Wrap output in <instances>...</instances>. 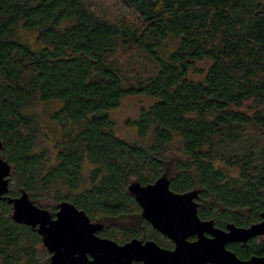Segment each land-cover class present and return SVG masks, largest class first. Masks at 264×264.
Here are the masks:
<instances>
[{
	"label": "trees",
	"instance_id": "trees-1",
	"mask_svg": "<svg viewBox=\"0 0 264 264\" xmlns=\"http://www.w3.org/2000/svg\"><path fill=\"white\" fill-rule=\"evenodd\" d=\"M113 4H109L108 2ZM118 49L140 50L154 76L133 80ZM142 96L119 133L113 113ZM0 264H49L37 229L13 218L26 193L62 202L120 245L171 241L142 217L130 186L166 177L198 192V215L225 229L264 212V0H0ZM228 249L264 256V235Z\"/></svg>",
	"mask_w": 264,
	"mask_h": 264
},
{
	"label": "water",
	"instance_id": "water-1",
	"mask_svg": "<svg viewBox=\"0 0 264 264\" xmlns=\"http://www.w3.org/2000/svg\"><path fill=\"white\" fill-rule=\"evenodd\" d=\"M10 172L9 163L0 159V200L9 191ZM130 191L142 208V217L174 242L173 250L155 241L133 239L120 245L103 238L98 235L103 225L91 222L85 211L69 202H62L53 218L26 193L8 200L13 204V218L37 229L43 238L52 253L49 264H264V256L243 260L228 249L229 244H246L264 235V212L262 220L250 227L228 224L221 229L199 217L197 191L175 193L166 177L145 186L132 184ZM192 237L196 240L191 241Z\"/></svg>",
	"mask_w": 264,
	"mask_h": 264
},
{
	"label": "rangeland",
	"instance_id": "rangeland-1",
	"mask_svg": "<svg viewBox=\"0 0 264 264\" xmlns=\"http://www.w3.org/2000/svg\"><path fill=\"white\" fill-rule=\"evenodd\" d=\"M113 4L112 2H108ZM119 66L131 79H142L154 76L156 65L153 59L140 50L118 49L116 54ZM148 104V100L142 96L129 97L124 100L122 106L113 113V118L117 122L119 133L127 139L135 138L134 129L128 121L135 119L140 108Z\"/></svg>",
	"mask_w": 264,
	"mask_h": 264
},
{
	"label": "flooded vegetation",
	"instance_id": "flooded-vegetation-1",
	"mask_svg": "<svg viewBox=\"0 0 264 264\" xmlns=\"http://www.w3.org/2000/svg\"><path fill=\"white\" fill-rule=\"evenodd\" d=\"M53 216V218H56V213L54 214V215H52ZM92 222V221H91ZM94 223V222H93ZM219 228V227H218ZM222 229V228H221ZM226 229V228H225ZM162 234V233H161ZM163 235V234H162ZM166 237V236H165ZM168 238V237H167ZM169 239V238H168ZM190 240L191 241H194V240H196V237H192V238H190ZM148 241H154V240H148ZM169 241H171L170 239H169ZM146 242V241H145ZM156 242V241H155ZM157 243V242H156ZM158 244V243H157ZM159 245V244H158ZM159 246H161V245H159ZM162 248H165V249H170V250H173L174 248H175V244H174V242L173 241H171V245H170V247L169 246H167V247H165V246H161Z\"/></svg>",
	"mask_w": 264,
	"mask_h": 264
}]
</instances>
